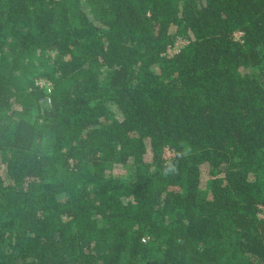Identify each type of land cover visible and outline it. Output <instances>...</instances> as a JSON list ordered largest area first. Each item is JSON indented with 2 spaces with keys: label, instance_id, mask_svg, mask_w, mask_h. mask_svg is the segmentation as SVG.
Masks as SVG:
<instances>
[{
  "label": "trees",
  "instance_id": "16d2710c",
  "mask_svg": "<svg viewBox=\"0 0 264 264\" xmlns=\"http://www.w3.org/2000/svg\"><path fill=\"white\" fill-rule=\"evenodd\" d=\"M263 209L264 0H0V264H264Z\"/></svg>",
  "mask_w": 264,
  "mask_h": 264
},
{
  "label": "rangeland",
  "instance_id": "374dc122",
  "mask_svg": "<svg viewBox=\"0 0 264 264\" xmlns=\"http://www.w3.org/2000/svg\"><path fill=\"white\" fill-rule=\"evenodd\" d=\"M242 36V33L241 32H237L236 34H235V37L236 38H240ZM186 43H187V40L186 39H184V38H178L176 41H175V44L172 46V47H170V49L167 51V55H169V56H172L173 54H175V53H177L178 52V50H180L182 47H184L185 45H186ZM39 83L41 84V85H43V86H46V85H48V86H50V83H49V81H47L46 79H39ZM50 103V101L49 100H46V105H48ZM164 155H165V157L167 158V159H170L172 156H173V152H171L170 150H165V153H164ZM151 158V156H149V159ZM260 215L262 216V217H264V209L262 210V211H260Z\"/></svg>",
  "mask_w": 264,
  "mask_h": 264
},
{
  "label": "built area",
  "instance_id": "2783aa9c",
  "mask_svg": "<svg viewBox=\"0 0 264 264\" xmlns=\"http://www.w3.org/2000/svg\"><path fill=\"white\" fill-rule=\"evenodd\" d=\"M169 49H170V48H169ZM169 49H168V50H169ZM179 51H180V50H178V52H179Z\"/></svg>",
  "mask_w": 264,
  "mask_h": 264
}]
</instances>
